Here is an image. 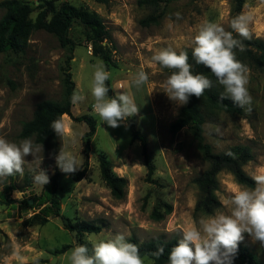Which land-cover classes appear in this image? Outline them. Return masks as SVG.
I'll use <instances>...</instances> for the list:
<instances>
[{
	"label": "rangeland",
	"instance_id": "1",
	"mask_svg": "<svg viewBox=\"0 0 264 264\" xmlns=\"http://www.w3.org/2000/svg\"><path fill=\"white\" fill-rule=\"evenodd\" d=\"M52 1L55 9L68 3L101 18L112 37V43L108 44L111 63L106 66L112 73L109 80L112 94L114 96L122 90L133 93L136 103L141 106L139 114L113 129L102 124L94 113L89 89L91 66L98 58L92 55L84 29L74 24L69 34L74 43L72 52L60 47L52 35L38 30L31 34L25 49L0 54V135L16 142L22 140V125L33 118L38 103L62 100V71L69 67L75 90H82L88 98L81 104H72L73 119L62 117L66 126L63 144L65 150L82 159V165L87 162L88 170L76 182L75 175L82 166L74 174L65 175L56 164L55 156L61 140L43 146L41 168L50 178L55 173L60 174L61 214L72 221L85 220L101 227L97 234L83 235V242L90 251L89 237L96 240L118 232L127 238L134 236L139 242L178 239L176 229L192 227L204 216L195 213L198 190L193 180L208 165L198 152L189 129L175 134L170 132V124L183 106L175 105L163 92V83L170 70L161 69L151 57L157 49L167 46L191 52V37L205 20L219 23L230 31L235 1L159 0L156 6L141 5V0H107L105 4L93 0ZM176 13L181 14V19L177 20ZM240 13L253 16L251 40L264 43V0H244ZM36 14L37 10L32 13L31 20ZM2 15L0 10V18ZM142 21H148V24ZM70 55L73 59L68 63ZM237 58L250 68L251 111L242 109L238 115L204 108L203 136L215 154L231 151L236 156L248 149L252 159L243 164L242 170L251 179L249 173L264 171V72L244 52L237 51ZM140 69L149 74V83L137 92L130 84V73ZM203 74L213 81L214 88L223 91L210 69L205 68ZM85 115L95 120V133L88 140L87 150L84 135L88 127L84 122L74 120ZM216 127L222 134H215ZM133 131L147 140L153 167L151 175L147 174L140 142L132 139ZM31 139L34 141L33 137ZM73 139L76 140L74 145L70 143ZM98 153H103L111 162L113 174L127 180L124 199L113 198L101 180ZM26 159L31 161L32 157ZM33 167L26 165L23 177L0 181V264H71V249L77 243L74 235L63 229L60 220L50 219L44 226L22 225L36 210L22 209L20 201L30 199L33 204L32 198H37L44 189L33 183ZM216 182L218 209H223L222 200L240 184L226 171L217 175ZM165 205L171 210L168 214ZM153 212H157L161 219H154ZM240 245L247 247L264 263V248L258 242L253 243L245 234ZM143 259L144 264H153L149 259Z\"/></svg>",
	"mask_w": 264,
	"mask_h": 264
},
{
	"label": "clouds",
	"instance_id": "2",
	"mask_svg": "<svg viewBox=\"0 0 264 264\" xmlns=\"http://www.w3.org/2000/svg\"><path fill=\"white\" fill-rule=\"evenodd\" d=\"M175 16L177 20L181 19L180 13ZM252 21L251 14L240 13L230 20L229 31L219 23L205 20L197 26L190 43L195 64L210 69L218 85L223 88L219 102L230 99L246 111H251L253 103L248 88L250 68L237 58V50H246L243 41L252 38ZM151 61L161 69L170 70L163 83V92L178 107L187 105L192 96L201 98L206 90L213 87V81L207 75L193 71L188 52L183 49L177 50L172 46L159 48ZM91 67L93 72L89 91L92 109L102 124L114 129L138 115L141 106L136 103L133 93L122 90L114 96L109 95L107 82L112 78V73L105 62L98 58ZM130 77V84L137 92L149 83V74L143 69L130 73ZM87 98L82 90L77 89L71 95V103L78 105ZM50 128L62 142L55 156L58 168L65 175L74 174L81 168L82 159L65 150L66 126L63 119L52 121ZM214 131L217 135L222 134L219 127ZM70 143L74 145L76 140ZM42 153L43 145L31 138L16 142L0 135V181L9 177H23L25 166H34L33 183L44 188L50 183V177L41 168ZM225 155L234 154L227 151ZM29 156L32 157L31 161L26 159ZM249 175L254 187L237 185L222 200L223 209L200 217L192 227L175 230L178 239L170 250L168 264H233L245 234L253 243L258 242L264 248V171H254ZM88 239L92 244L91 253L86 244H75L71 249V264H144L139 246L129 242L122 232L109 234L107 238ZM163 253L164 248L160 246L152 255L158 259Z\"/></svg>",
	"mask_w": 264,
	"mask_h": 264
},
{
	"label": "trees",
	"instance_id": "3",
	"mask_svg": "<svg viewBox=\"0 0 264 264\" xmlns=\"http://www.w3.org/2000/svg\"><path fill=\"white\" fill-rule=\"evenodd\" d=\"M97 3L105 4L107 0H93ZM176 1V0H167ZM234 15L240 14L244 0H234ZM141 5L156 6L159 0H141ZM35 2H22L19 0H2L0 1V10L3 15L0 18V54L10 51H21L28 45L29 38L34 31L42 30L56 38L60 47L68 48L70 52L74 47L69 34L72 26L77 24L84 29L85 40L92 48V55L103 60L105 65L111 63V54L108 44L112 43V37L106 30L101 18L94 12H89L82 8L74 7L68 3H63L58 9H55L52 0H38V5L33 6ZM37 10L34 20L31 15ZM151 22H156L151 19ZM141 23L148 24V21ZM239 38V37H237ZM246 46L244 51L248 59L264 72V43L257 40H244ZM239 51V50H237ZM189 62L193 65V71L204 73L205 67L196 65L192 58V51L188 52ZM73 57L67 58L69 63ZM63 98L60 102L42 101L38 103L36 111L31 120L22 125L20 137L34 138V142L41 143L43 146L55 143L59 140L54 131L50 128L52 121L62 118L64 115L72 118L71 95L75 90V84L71 80L69 67L62 71ZM109 88V81L107 82ZM220 90L212 87L205 91V94L197 99L195 96L190 97L189 103L184 105L178 114V117L170 124V132L175 134L182 129H189L191 136L196 144L203 161L208 165L207 169L193 180L198 190V199L195 206V213L208 216L219 208L220 204L215 197L217 190V175L226 171L230 173L235 181L244 186L253 187L254 182L246 176L242 170L245 162L250 161L252 156L248 149H244L236 156L225 154H215L210 145L205 143L203 136V125L205 117L203 109L209 111L222 112L227 114L242 113V109L235 105L230 99L219 102ZM110 96H113L110 88ZM76 121L84 122L88 131L84 137L86 142L84 148L88 149V140L95 133V120L89 115L81 116ZM132 139L138 140L141 145V154L144 164L147 168V174L151 175L153 171L152 164L149 160L147 150V140L145 136L137 131L132 132ZM98 169L101 180L110 190V194L116 200H122L126 196L127 180L118 177L112 172V164L103 153L97 154ZM88 170L87 162L82 165L80 171L75 175V181H80ZM60 174L55 173L50 178V183L45 185L43 191L37 198L22 200L19 206L22 209L36 210L33 214L22 222L24 227L35 225L44 226L50 219H58L62 222L63 229L74 235L77 244H85L83 235L97 234L101 227L85 220L72 221L61 214V204L58 197V179ZM166 208V213H170V208ZM152 217L156 220L161 219L157 212H153ZM129 242L139 246L140 254L143 258L149 259L153 264H168V255L171 248L176 244L177 238L170 240L155 239L147 242H139L134 236L128 238ZM163 246L164 253L157 259L152 255L158 247ZM90 251V250H89ZM91 253V251H90ZM233 264H264L261 262L247 247L239 244L236 257Z\"/></svg>",
	"mask_w": 264,
	"mask_h": 264
},
{
	"label": "water",
	"instance_id": "4",
	"mask_svg": "<svg viewBox=\"0 0 264 264\" xmlns=\"http://www.w3.org/2000/svg\"><path fill=\"white\" fill-rule=\"evenodd\" d=\"M35 4H38V2H36ZM32 201H30L29 203L31 204Z\"/></svg>",
	"mask_w": 264,
	"mask_h": 264
},
{
	"label": "crops",
	"instance_id": "5",
	"mask_svg": "<svg viewBox=\"0 0 264 264\" xmlns=\"http://www.w3.org/2000/svg\"><path fill=\"white\" fill-rule=\"evenodd\" d=\"M64 116H66V115H64Z\"/></svg>",
	"mask_w": 264,
	"mask_h": 264
},
{
	"label": "built area",
	"instance_id": "6",
	"mask_svg": "<svg viewBox=\"0 0 264 264\" xmlns=\"http://www.w3.org/2000/svg\"><path fill=\"white\" fill-rule=\"evenodd\" d=\"M90 49V48H89Z\"/></svg>",
	"mask_w": 264,
	"mask_h": 264
}]
</instances>
